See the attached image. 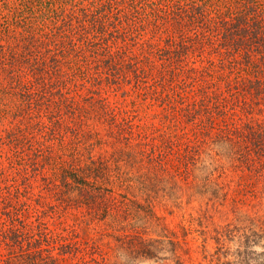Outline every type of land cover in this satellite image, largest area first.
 <instances>
[{
	"label": "rangeland",
	"instance_id": "374dc122",
	"mask_svg": "<svg viewBox=\"0 0 264 264\" xmlns=\"http://www.w3.org/2000/svg\"><path fill=\"white\" fill-rule=\"evenodd\" d=\"M126 90L75 89L55 134L0 119V264H264V98Z\"/></svg>",
	"mask_w": 264,
	"mask_h": 264
},
{
	"label": "trees",
	"instance_id": "16d2710c",
	"mask_svg": "<svg viewBox=\"0 0 264 264\" xmlns=\"http://www.w3.org/2000/svg\"><path fill=\"white\" fill-rule=\"evenodd\" d=\"M240 85L264 98V0H0V119L23 134H55L78 88L223 114Z\"/></svg>",
	"mask_w": 264,
	"mask_h": 264
}]
</instances>
